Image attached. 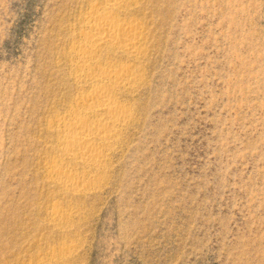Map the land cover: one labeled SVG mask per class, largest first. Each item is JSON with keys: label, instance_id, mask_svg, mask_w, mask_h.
<instances>
[{"label": "rangeland", "instance_id": "1", "mask_svg": "<svg viewBox=\"0 0 264 264\" xmlns=\"http://www.w3.org/2000/svg\"><path fill=\"white\" fill-rule=\"evenodd\" d=\"M96 2L0 0V264H264V0L122 14L145 29L144 81L91 171L57 121L86 94L69 52Z\"/></svg>", "mask_w": 264, "mask_h": 264}, {"label": "bare ground", "instance_id": "2", "mask_svg": "<svg viewBox=\"0 0 264 264\" xmlns=\"http://www.w3.org/2000/svg\"><path fill=\"white\" fill-rule=\"evenodd\" d=\"M136 1L97 0L69 52L73 81L86 94L70 101L67 116L57 121V137L64 157L91 171L102 168L107 159L104 150L119 143L121 132L134 120L119 96L135 93L144 81L139 65L148 53L145 29L136 20L121 17L135 11L131 8ZM112 55L120 59L118 64ZM54 171L60 185H77L73 191L80 192L79 176Z\"/></svg>", "mask_w": 264, "mask_h": 264}]
</instances>
